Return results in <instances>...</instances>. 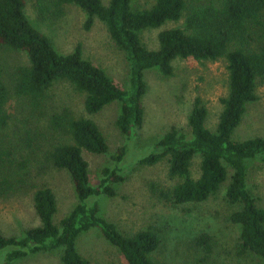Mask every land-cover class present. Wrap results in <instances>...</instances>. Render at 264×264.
Segmentation results:
<instances>
[{
	"label": "trees",
	"instance_id": "16d2710c",
	"mask_svg": "<svg viewBox=\"0 0 264 264\" xmlns=\"http://www.w3.org/2000/svg\"><path fill=\"white\" fill-rule=\"evenodd\" d=\"M36 2L44 18L58 19L64 15L65 6L75 5L87 14L86 29L96 19L102 22L115 45L127 55L130 80L126 89L120 87L101 67L84 57L81 46L67 55L57 52L49 37L28 18L25 0H0V48L24 52L29 60L28 65L15 69L13 94L28 101L32 113L44 107L49 91L58 82L65 81L84 96V109L89 115L119 103L116 126L130 141L145 120L147 71L156 69L164 76H172L173 63L178 59L226 60L229 93L221 99L224 108L216 130L207 127L208 110L202 98L196 97L187 131L172 127L148 154L140 157L138 164L168 163L170 178L179 182L161 195L172 206L205 203L225 185L226 201L236 209L230 219L240 229L239 254L256 256L264 264V208L257 204L248 186V166L264 158V138L233 140L247 105L257 100L258 82L264 79V0H155L148 7L141 0H110L108 6L103 0ZM181 21L182 26L159 33L157 49L151 50L143 43L144 31ZM9 97L0 65V127L7 124L5 109ZM49 124L63 140H48L46 161L51 167L68 172L77 203L56 223L58 204L54 191L48 186L37 188L33 203L40 225L25 230L21 236L7 237L0 230L2 264H17L40 252L58 253L61 264H93L78 249L84 234L93 231L115 247L127 264H160L154 258L161 245L156 229L122 233L101 213L99 201L90 203L92 198L115 197L116 187L125 179L120 169L106 167L100 183L91 184L84 151L105 155L109 150L97 123L63 109L49 115ZM127 151L126 146L122 147L115 161L121 162ZM198 156L200 176L194 178L192 165ZM228 168L232 170L230 177ZM192 239L205 255H211L213 238L208 232L195 231Z\"/></svg>",
	"mask_w": 264,
	"mask_h": 264
},
{
	"label": "rangeland",
	"instance_id": "374dc122",
	"mask_svg": "<svg viewBox=\"0 0 264 264\" xmlns=\"http://www.w3.org/2000/svg\"><path fill=\"white\" fill-rule=\"evenodd\" d=\"M25 1L28 18L49 37L57 52L67 55L81 46L84 57L101 67L116 84L125 89L129 86L130 63L127 55L115 45L102 22L96 19L88 30L85 28L87 14L75 5L65 6L62 17L48 19L40 16L36 0ZM154 1L141 0V3L148 7ZM109 2L103 0L106 6ZM182 23L166 22L161 28L146 30L142 33V41L149 49H157L159 33L164 29L180 27ZM258 30L257 34L260 33ZM28 64L26 53L0 48V65L4 68V80L10 90L5 109L7 124L0 127V230L5 236H21L25 230L40 225L33 203L34 192L39 187L48 186L56 195V223L77 203L68 172L51 167L44 155L49 148L48 140H63L51 130L49 115L70 109L78 118L88 117L96 122L109 146L105 155L83 153L89 164L91 184L96 186L100 183L101 172L106 167L120 169L125 178L116 187L115 197L92 198L90 203L99 201L101 213L122 233L156 229L161 245L154 254L155 260L160 264H262L256 256L239 254L240 229L230 219L236 209L226 201L225 185L205 203L172 206L161 195L162 191L170 190L179 182L170 178L168 163L164 161L154 166L138 164L140 157L148 154L158 139L172 127L187 131L188 116L196 97L202 98L208 110L207 127L216 130L224 108L221 99L229 93L225 59L213 62L178 59L173 63L172 76H164L156 69L147 71L145 120L130 141L116 126L119 103L89 115L84 109V96L76 93L65 81L58 82L49 91L44 107L32 113L28 101L13 94L15 69ZM256 96L257 100L247 105L242 122L233 134L234 141L264 138V79L258 82ZM124 146L127 147V154L117 163L115 157ZM200 163L198 156L192 165L194 178L200 176ZM228 174L229 177L232 174L230 168ZM248 186L257 204L264 208V158L249 164ZM195 231H205L212 236L211 255H205L196 245L192 239ZM84 235L78 249L93 264H127L119 251L99 233L93 231ZM17 264H61V260L58 253L40 252L19 260Z\"/></svg>",
	"mask_w": 264,
	"mask_h": 264
}]
</instances>
